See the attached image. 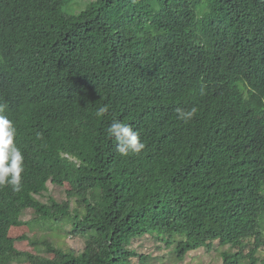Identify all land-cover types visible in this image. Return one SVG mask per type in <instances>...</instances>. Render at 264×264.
Returning a JSON list of instances; mask_svg holds the SVG:
<instances>
[{
  "label": "trees",
  "instance_id": "obj_1",
  "mask_svg": "<svg viewBox=\"0 0 264 264\" xmlns=\"http://www.w3.org/2000/svg\"><path fill=\"white\" fill-rule=\"evenodd\" d=\"M72 1L0 0V105L24 156L21 191L0 186V264H177L215 244L257 264L264 0ZM114 119L141 153L115 150ZM146 237L166 255L138 253Z\"/></svg>",
  "mask_w": 264,
  "mask_h": 264
},
{
  "label": "clouds",
  "instance_id": "obj_2",
  "mask_svg": "<svg viewBox=\"0 0 264 264\" xmlns=\"http://www.w3.org/2000/svg\"><path fill=\"white\" fill-rule=\"evenodd\" d=\"M4 111V106L0 105V186L8 185L11 186L13 192H19L22 189L21 173L24 171V156L15 143L17 135L15 124L4 114ZM107 111L106 106H101L98 108L96 115L102 117ZM197 111L196 107H191L187 110L177 108L176 118L187 123L195 117ZM106 135L109 139L115 141V150L121 156L139 154L145 147L140 138V133L130 124L120 120L114 119L108 125ZM236 248H232V250ZM260 251H264V249L258 250L257 254ZM256 259L255 262L257 264H264V259L260 263L258 262L259 258L256 257Z\"/></svg>",
  "mask_w": 264,
  "mask_h": 264
},
{
  "label": "rangeland",
  "instance_id": "obj_3",
  "mask_svg": "<svg viewBox=\"0 0 264 264\" xmlns=\"http://www.w3.org/2000/svg\"><path fill=\"white\" fill-rule=\"evenodd\" d=\"M88 1L89 0H84L83 3H81L82 8H85L88 5ZM78 2H79V0H76V2L73 0L71 2L70 13L77 11L76 6H77ZM78 9H80V8H78ZM47 186L49 188V191L53 195H55V196L59 195L58 188L53 187L50 184H48ZM22 232L26 233L28 235H31L33 233V230L31 228H25V227L19 228V229L14 230V232L12 230L9 231V235L11 237H17ZM58 242H59V245H63L64 243H66V245H68L69 247H71L75 250H80L83 247L84 240L81 237H75V238L67 237L65 240L59 239ZM18 247L20 249H23L26 251L32 250L31 247L27 246L24 243L23 244L20 243ZM133 248H135V250L138 253H141V254L150 253V254H152L153 257L166 255L165 250H163V246L158 245V244L155 245L152 242V240L149 239V237H146V239H141L139 241L133 242ZM236 249L238 251L242 250L240 247L239 248L237 247ZM34 250H36V249H34ZM223 251L232 252L234 250H232V248H230L228 246L218 247L215 244V247L212 246V248L209 251L205 250V249H200L199 251L188 253L185 256L184 260L178 262L177 264H221L220 253ZM243 252L246 253L247 251H243ZM256 257L259 258L258 262L260 263V261H262L264 259V251L258 252ZM159 263H161V261ZM152 264H154V263H152ZM163 264H171V262L167 263V261H165ZM243 264H247V261L245 260Z\"/></svg>",
  "mask_w": 264,
  "mask_h": 264
}]
</instances>
